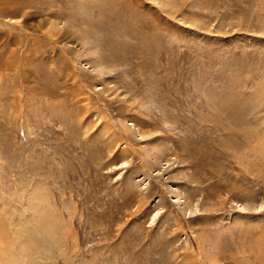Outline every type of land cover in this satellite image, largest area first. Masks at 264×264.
Wrapping results in <instances>:
<instances>
[{"label": "rangeland", "instance_id": "rangeland-1", "mask_svg": "<svg viewBox=\"0 0 264 264\" xmlns=\"http://www.w3.org/2000/svg\"><path fill=\"white\" fill-rule=\"evenodd\" d=\"M0 264H264V0H0Z\"/></svg>", "mask_w": 264, "mask_h": 264}, {"label": "bare ground", "instance_id": "bare-ground-1", "mask_svg": "<svg viewBox=\"0 0 264 264\" xmlns=\"http://www.w3.org/2000/svg\"><path fill=\"white\" fill-rule=\"evenodd\" d=\"M22 7H23V6H22ZM19 9H20V8H19ZM19 9H18V10H19ZM21 9H22V8H21ZM16 11H17V10H16ZM13 15H14V14H13ZM27 16H28V15H27Z\"/></svg>", "mask_w": 264, "mask_h": 264}]
</instances>
